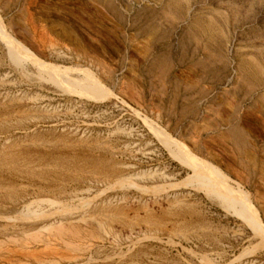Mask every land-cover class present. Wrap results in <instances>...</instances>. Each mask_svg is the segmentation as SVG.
Instances as JSON below:
<instances>
[{"label": "rangeland", "instance_id": "rangeland-1", "mask_svg": "<svg viewBox=\"0 0 264 264\" xmlns=\"http://www.w3.org/2000/svg\"><path fill=\"white\" fill-rule=\"evenodd\" d=\"M0 264H264V0H0Z\"/></svg>", "mask_w": 264, "mask_h": 264}, {"label": "bare ground", "instance_id": "bare-ground-1", "mask_svg": "<svg viewBox=\"0 0 264 264\" xmlns=\"http://www.w3.org/2000/svg\"><path fill=\"white\" fill-rule=\"evenodd\" d=\"M2 40L6 44V46H8V47H14L15 46L17 48L15 42L10 37H5ZM18 50H20V49H18ZM27 60L37 70V72L41 75V77H43V79H46V77H50L51 72L48 71L46 68H43L42 66L37 64V62L34 59L28 58Z\"/></svg>", "mask_w": 264, "mask_h": 264}]
</instances>
